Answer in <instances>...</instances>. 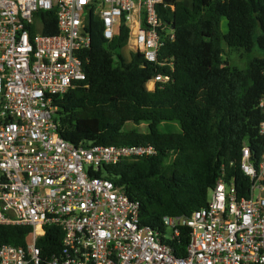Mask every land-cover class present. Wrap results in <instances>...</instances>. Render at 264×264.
I'll list each match as a JSON object with an SVG mask.
<instances>
[{
	"label": "built area",
	"instance_id": "1",
	"mask_svg": "<svg viewBox=\"0 0 264 264\" xmlns=\"http://www.w3.org/2000/svg\"><path fill=\"white\" fill-rule=\"evenodd\" d=\"M159 8L172 11L175 4L0 0V225L32 227L25 246H0V264H264V152L256 162L243 147L247 195L223 173L206 207L190 216H165L162 232L142 224L140 202L122 185L94 175L103 165L155 156L154 145L76 146L59 133L55 100L86 79L89 17L99 19L108 41L127 27L129 56L159 62L164 35L174 37ZM51 11L57 30L48 33L54 22L43 21L42 12ZM170 81L160 73L147 88ZM259 107L264 114V97ZM259 129L264 135V119ZM51 225L63 232L61 250L44 258L38 241ZM181 226L190 228L185 256L170 244Z\"/></svg>",
	"mask_w": 264,
	"mask_h": 264
},
{
	"label": "trees",
	"instance_id": "2",
	"mask_svg": "<svg viewBox=\"0 0 264 264\" xmlns=\"http://www.w3.org/2000/svg\"><path fill=\"white\" fill-rule=\"evenodd\" d=\"M170 1L175 10L159 8V15L174 37L164 35L159 62L139 53L126 58L121 51L129 29L122 26L108 41L101 22L91 15L86 79L55 100L59 133L76 146L157 148L155 156L103 165L94 175L122 185L140 202L142 224L162 232L165 216H190L206 207L223 173L239 194L247 195L251 181L241 169L243 147H250L256 162L264 152L259 129L264 119L259 107L264 97V0H192L190 6L185 0ZM42 19L54 22L46 32H56L53 11L42 12ZM227 48L244 49L247 66L231 65L224 58ZM160 73L171 81L149 91L148 81ZM173 121L179 130L162 129V123ZM142 122L148 123L147 131L126 129L127 123ZM31 232L30 226L0 225V246H25ZM62 236L61 228L47 227L38 241L44 258L61 250ZM189 241L190 228L181 226L170 244L177 256H185Z\"/></svg>",
	"mask_w": 264,
	"mask_h": 264
},
{
	"label": "rangeland",
	"instance_id": "3",
	"mask_svg": "<svg viewBox=\"0 0 264 264\" xmlns=\"http://www.w3.org/2000/svg\"><path fill=\"white\" fill-rule=\"evenodd\" d=\"M227 20L226 18H223V30L226 31L227 27ZM122 54H124L126 57H129L128 54V48H124L121 51ZM257 54V52H255ZM259 53V51H258ZM224 58L229 59L230 64L237 66L238 68H245L247 66V55L245 53L244 49H228L225 51ZM59 116V113L57 114ZM162 129L163 130H171V131H177L180 129L179 123L177 122H164L162 123ZM137 129L139 131H147L148 130V123L147 122H142L139 125L133 124V123H127L126 124V129Z\"/></svg>",
	"mask_w": 264,
	"mask_h": 264
},
{
	"label": "crops",
	"instance_id": "4",
	"mask_svg": "<svg viewBox=\"0 0 264 264\" xmlns=\"http://www.w3.org/2000/svg\"><path fill=\"white\" fill-rule=\"evenodd\" d=\"M185 2H186V4L189 5V6L192 4V0H185ZM222 26H223V25H222Z\"/></svg>",
	"mask_w": 264,
	"mask_h": 264
},
{
	"label": "bare ground",
	"instance_id": "5",
	"mask_svg": "<svg viewBox=\"0 0 264 264\" xmlns=\"http://www.w3.org/2000/svg\"><path fill=\"white\" fill-rule=\"evenodd\" d=\"M169 7H171V6H169ZM172 8V7H171Z\"/></svg>",
	"mask_w": 264,
	"mask_h": 264
}]
</instances>
